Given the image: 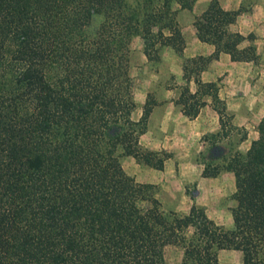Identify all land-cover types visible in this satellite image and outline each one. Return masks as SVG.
<instances>
[{
	"label": "trees",
	"instance_id": "1",
	"mask_svg": "<svg viewBox=\"0 0 264 264\" xmlns=\"http://www.w3.org/2000/svg\"><path fill=\"white\" fill-rule=\"evenodd\" d=\"M196 0H0V264H166L167 244L181 245L184 264H218L219 250L238 249L242 264H264V113L245 150L228 155L234 175L231 225L203 204L166 211L154 183L138 181L122 157L152 105L137 121L130 73L139 35L152 58L160 47L181 52L177 15ZM239 9L209 0L194 15L198 37L215 46L183 64L184 113L195 115L210 94L222 114L216 82L204 63L227 52L257 57L230 29ZM198 61V62H199ZM191 72H195L192 75ZM143 162L161 168L143 154ZM204 175H214L205 168Z\"/></svg>",
	"mask_w": 264,
	"mask_h": 264
},
{
	"label": "rangeland",
	"instance_id": "2",
	"mask_svg": "<svg viewBox=\"0 0 264 264\" xmlns=\"http://www.w3.org/2000/svg\"><path fill=\"white\" fill-rule=\"evenodd\" d=\"M184 11L185 16H182L183 18H179L177 15L179 25H181L184 20L187 21L192 17L194 19V15L200 12L198 11L196 13L189 9H184ZM179 13H181V11ZM249 40H253V36ZM249 43L254 45L252 41ZM131 46L133 50L130 73L134 80V99L136 101V107L133 110L134 112H132V118L134 121L140 118L144 103L147 99L150 100L152 108L145 123L136 122L133 125L136 131L143 126L144 128L139 135L137 143H135L137 154H127L122 157L123 166L129 173H132V170L136 167H140V163L151 166L143 162V154L145 153L151 155L152 160L155 162L162 158L163 164L168 156H172L171 151H167L163 148H151L150 145L146 144L144 141H149L152 137H157V140H159L158 136L161 134L158 127L161 118L160 109L166 104L164 102H166L167 99H174L177 107L182 109V104L177 101L180 99L183 90L188 86L191 92L195 88V85L197 86L193 77L188 81L185 79L183 64L188 58L200 57L199 55H188L184 51V47L181 52H178L170 46H163L160 47L156 53H152V58H148L143 52V42L139 35L134 36ZM250 60H253L254 63L257 62L258 53L255 59ZM198 61L197 63H190L189 67H195L203 63L204 68H206L207 64L210 62L207 61L204 63V60L201 58L200 61ZM191 73L192 75L195 74V72ZM226 78L227 77L222 79L218 77L216 80H212L216 82L220 101L225 103L222 114L214 107V99H212L210 94H203L204 97H210L212 106L218 114V120L214 119L215 127L212 130L203 133L205 142L196 153V160L202 168V172L204 168L209 172L216 171L214 175H204L202 173L204 176H218V179L214 180L212 189L200 196L197 192L195 183L185 184L184 178H177L178 193H176L175 196L180 202L178 204L180 207L174 208L173 201L169 202L166 197L167 195L164 193L161 194L157 184H155V186L164 210H175L180 213H186L192 203L203 204L206 206L210 216L214 217L225 226H229L231 225L229 206L232 200L230 199L231 193H228V191L232 185V178L230 175H233V173L227 170L224 165L229 154L236 149L245 150L249 146L251 140L257 136L256 124L264 113V80L256 81L255 83H251V85L246 82V85H244V83L233 80L234 78L236 79L237 76H230L229 81H226ZM259 90L263 92L260 93ZM223 91L228 95V102L225 98L220 97V95L226 97L225 93H222ZM243 91H247L250 94L252 93V95ZM219 92H221L220 95ZM236 108L239 111L236 110ZM236 111H238L237 115H235ZM186 115L193 116L189 114ZM214 122L213 124L211 123V125H214ZM203 135L201 139H203ZM213 149H215L214 151L216 153L213 152ZM180 184L184 187L180 188ZM197 197L199 202L195 201ZM162 198H164L165 202L162 201ZM183 256L184 252L181 245L167 244L164 248L166 264H184ZM218 264H242L241 251L232 248L219 250Z\"/></svg>",
	"mask_w": 264,
	"mask_h": 264
},
{
	"label": "crops",
	"instance_id": "3",
	"mask_svg": "<svg viewBox=\"0 0 264 264\" xmlns=\"http://www.w3.org/2000/svg\"><path fill=\"white\" fill-rule=\"evenodd\" d=\"M209 0H196L192 11H201ZM221 6L225 9H239V13L230 24V29L238 31L243 35L251 34L253 40L245 39L241 45H246L253 42L258 53V60L254 63L253 60H234L227 52H220L217 57L210 60L206 68L201 70L200 77L202 81L216 80L218 77L222 79L230 76L237 78L234 81L240 83L248 82L255 83L256 81L264 80V0H218ZM178 17L185 16L184 9L180 10ZM179 11V12H180ZM183 18V17H182ZM181 31L185 37L184 51L191 56L194 55H209L215 46L209 42L201 40L197 35L196 26L193 23V17L181 23ZM197 86L193 91H195ZM238 90V89H237ZM264 90V89H263ZM239 91V90H238ZM260 93L263 92L259 90ZM247 92V91H243ZM222 93H225L224 91ZM249 93V92H247ZM221 92H219V95ZM225 98L228 102V95ZM249 95H252V93ZM241 97V96H240ZM203 98L205 104L201 105L197 113L193 116L186 115L180 107H177L174 99H167L166 104L160 109L159 129L160 136L152 137L149 141H144L151 148H163L171 151L172 156H168L164 160L162 168H155L140 163V167L132 170V175L138 181H146L157 184L161 194H166L168 201H173V207L179 208L180 203L176 199L177 178H184L185 184L195 183L199 195L205 194L212 189L214 180L218 176L202 175V168L196 160V153L205 139L203 133L212 130L215 127L214 119L218 120V114L212 106L209 96ZM236 110H238L236 108ZM239 111V110H238ZM235 112V115L238 114ZM134 112V111H133ZM260 119V118H259ZM214 125H211V123ZM203 135V139L202 138ZM232 185L228 193L234 190V177ZM179 187H184L179 185ZM209 187V188H208ZM208 188V189H207ZM199 197V196H198ZM198 197L195 201L199 202ZM166 198V199H167ZM162 201L165 202L164 198Z\"/></svg>",
	"mask_w": 264,
	"mask_h": 264
},
{
	"label": "water",
	"instance_id": "4",
	"mask_svg": "<svg viewBox=\"0 0 264 264\" xmlns=\"http://www.w3.org/2000/svg\"><path fill=\"white\" fill-rule=\"evenodd\" d=\"M214 150H215V149H213V152L216 153Z\"/></svg>",
	"mask_w": 264,
	"mask_h": 264
}]
</instances>
